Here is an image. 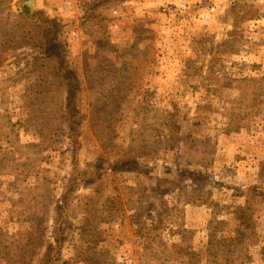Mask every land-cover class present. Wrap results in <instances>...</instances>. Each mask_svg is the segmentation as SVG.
I'll use <instances>...</instances> for the list:
<instances>
[{
	"label": "rangeland",
	"instance_id": "374dc122",
	"mask_svg": "<svg viewBox=\"0 0 264 264\" xmlns=\"http://www.w3.org/2000/svg\"><path fill=\"white\" fill-rule=\"evenodd\" d=\"M0 264H264V0H0Z\"/></svg>",
	"mask_w": 264,
	"mask_h": 264
},
{
	"label": "trees",
	"instance_id": "16d2710c",
	"mask_svg": "<svg viewBox=\"0 0 264 264\" xmlns=\"http://www.w3.org/2000/svg\"><path fill=\"white\" fill-rule=\"evenodd\" d=\"M23 11H24V13L27 14V13L29 12V8H28L27 6H24V7H23ZM46 115H48V114H46ZM58 117H59V118H62V113H59V114H58ZM48 118H49V116H48ZM48 131H49V130H48Z\"/></svg>",
	"mask_w": 264,
	"mask_h": 264
}]
</instances>
